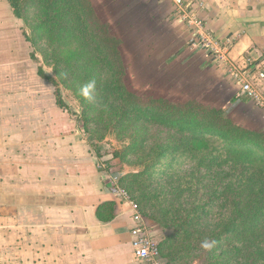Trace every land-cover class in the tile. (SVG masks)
I'll list each match as a JSON object with an SVG mask.
<instances>
[{"label":"rangeland","instance_id":"rangeland-1","mask_svg":"<svg viewBox=\"0 0 264 264\" xmlns=\"http://www.w3.org/2000/svg\"><path fill=\"white\" fill-rule=\"evenodd\" d=\"M152 1H141L147 6L141 9L140 3L138 5L135 0H89L85 7L79 5L80 9L75 8L72 12L70 7L67 8V0H20L26 5L27 17L21 20L7 14L9 21L12 20V28H0V44L9 35L15 42L22 39L26 42L27 39L32 47L26 42L22 60L18 61L22 71L14 70L3 75L10 87L4 89L9 91L8 94L29 93L27 99L32 105L40 103L48 109L55 101L56 88L49 82L34 81L32 77L26 82L24 74L33 73L36 76L35 65H39V70L60 82L58 72L50 62L54 56L53 42H45L49 38L53 40L51 36L55 30L50 29L45 34L44 28L48 25L53 28L56 20L65 32V28H79L76 29V36L84 44H90L87 50L89 56L95 58V76L98 78L92 112H89L91 118L87 119L90 120L87 133L81 121L80 131L94 149L99 148L101 154H106L115 172L125 178L126 186L138 199L146 221L155 231L157 239L163 242L166 261L169 264H264V172L254 165L234 166L229 160L224 140L219 136L196 138L153 125L126 109L108 91L110 77L106 74L98 47L105 37L113 35L121 41L127 84L133 91L174 103L204 102L225 112L241 126L264 133V128H254L253 125H259L260 120L253 122L245 116L236 120L233 111L223 109L221 104L226 101L216 106L215 102H211L216 99L214 97L207 100L205 96L199 98L203 89H198L195 83L189 87V68L184 67L182 60L185 51L182 48L179 50L180 43L172 40L174 30L170 26L188 28L177 21L173 7L164 15H156L161 26L157 32L147 27L143 34L140 33L134 22L142 15L150 14ZM59 7L61 11L57 10ZM84 12L90 16H83ZM4 14L0 15L1 25L6 23ZM72 19L77 21L73 25ZM103 22L109 23V26H104ZM85 26L90 28L89 33ZM141 27H145L144 23ZM20 34L27 37L23 35L21 38ZM82 52H86L85 47ZM82 52L80 49V54ZM85 68L87 66L82 65L79 72L83 73ZM60 87L71 112L81 118L83 106L72 89L62 84ZM37 88H40L39 95L35 93ZM14 99L15 108L23 107L20 97ZM8 101L0 96V109L9 106L8 110L13 111L12 103ZM10 115L15 117L18 114L14 112ZM11 123L13 128L21 126L15 118ZM4 129H0V156L5 157L7 141L2 138L7 135ZM236 219L237 233L229 235L228 239L225 235L219 236L224 227L220 228V225ZM205 239L216 241L211 251L201 248ZM224 240L226 245L221 247L220 243Z\"/></svg>","mask_w":264,"mask_h":264},{"label":"crops","instance_id":"crops-1","mask_svg":"<svg viewBox=\"0 0 264 264\" xmlns=\"http://www.w3.org/2000/svg\"><path fill=\"white\" fill-rule=\"evenodd\" d=\"M135 1L141 9L147 7L141 2L144 0ZM188 1L200 4L207 29L230 44L233 60L241 64L251 57L264 71V0ZM9 7V0H0V15L6 16L0 28H12L7 14L15 15ZM172 7L153 0L150 14L142 15L144 21L139 18L134 24L141 34L147 27L157 32L161 26L156 15H164ZM170 27L174 30L172 40L185 51L182 60L189 68V87L195 83L203 89L199 98L214 97L211 102L216 106L226 101L221 104L223 109L233 111L236 120L242 116L253 122L257 119L261 122L253 124L254 128H264V110L241 96L210 55L190 48V30ZM4 38L0 44V96L12 103L8 105L18 115H10L14 112L9 106L0 109V129L5 128L7 135L2 138L7 141L6 156H0V264H140L134 258L130 207L110 189L109 174L97 167V159L106 164L111 160L85 140L78 116L60 108L56 96L46 109L40 103L32 105L27 99L29 93L8 94L4 88L9 83L3 75L22 71L18 61L30 41L15 42L9 35ZM35 66L36 76L24 74V80L32 77L39 83L49 82L40 76L39 65ZM262 86L264 91V82ZM39 90L35 92L38 95ZM14 96L21 98L23 107H14ZM14 118L21 126H10Z\"/></svg>","mask_w":264,"mask_h":264},{"label":"trees","instance_id":"trees-1","mask_svg":"<svg viewBox=\"0 0 264 264\" xmlns=\"http://www.w3.org/2000/svg\"><path fill=\"white\" fill-rule=\"evenodd\" d=\"M67 1V8L70 7V11L73 12L75 8L80 9L79 5L80 7H85L89 0H78V3L76 0ZM82 2L84 3L82 4ZM9 3L13 9L14 15L18 19L24 20V18L27 17V8L23 2H20V0H9ZM89 9L91 11L92 7ZM57 10L61 11V8L59 7ZM71 16L78 18L77 15ZM83 16L88 17L90 15L84 12ZM76 22L75 19H72V25ZM82 23H85V21H82ZM59 25L60 22L56 20L53 28L48 25L44 28V31L45 34H47L50 32V29L55 30V33L51 36L53 40L51 41L49 38L45 42H53L52 53L54 56L50 62L55 67L56 72H58L57 74L60 82H57L55 78L48 76L42 69L39 70V74L41 77L52 83L56 88L55 96L57 105L70 112V107L63 99L60 85L62 84L63 86L72 89V92L83 106L82 119L80 117L79 119L84 123V130L87 133L90 121L87 119L91 118L89 112H92L90 110L92 109L91 105L94 104V102L93 99L90 101L85 100L80 95L81 87L79 85H84L93 79L97 81L98 78L95 76L96 73L94 68L95 58L89 56L90 53L87 48L90 47V44L88 42L84 44V42L80 41L76 36V29L79 30V28L72 26V28H65V32L63 31L64 28H60ZM103 25L108 27L109 23L103 22ZM84 28L88 33L90 32L89 27L85 26ZM101 42L103 43L102 45H99L98 52H100L99 54L102 57L106 74L111 78H109L111 87H108V91H110V94H112L113 97H116L120 101V104H123L126 109L137 114L142 120L144 119L153 125L177 133L190 135L196 138L207 136L209 139L219 136L224 140L225 148L229 154V160L234 166L254 165L259 171L264 172V133L262 134L259 131L241 126L233 121L230 116H227L225 112L201 102L191 100L188 102L174 103L163 98H157L152 95L133 91L127 84L128 76L125 61L122 56L121 41L116 38V36L110 35L109 37H105V40ZM84 47L86 48V52H82V48ZM80 49L82 54H80ZM49 54L51 53L49 52ZM49 57L47 58L48 61L50 59ZM84 64L87 66V68H85L86 73L85 71L80 73V67ZM108 70L110 74L108 73ZM116 70L117 72H115ZM102 82L104 81H101V83ZM104 93L105 92L102 94ZM95 96L96 94L94 92L93 98H95ZM121 183L129 192L132 199L139 204L136 196L127 188L124 177L122 178ZM139 206L142 214L145 216L140 204ZM237 221L238 220L236 219L232 222L220 225V228L224 227L219 236L222 237L225 235L226 239H228L229 235L237 233ZM226 242V240L222 241L220 246L224 247ZM160 248L162 256L165 259L166 255L164 253L162 241H160ZM167 264L169 263L167 262Z\"/></svg>","mask_w":264,"mask_h":264},{"label":"built area","instance_id":"built-area-1","mask_svg":"<svg viewBox=\"0 0 264 264\" xmlns=\"http://www.w3.org/2000/svg\"><path fill=\"white\" fill-rule=\"evenodd\" d=\"M162 1L173 6L177 21L190 30V48L210 55L224 70L232 84L253 104L264 110V91L262 90L264 71L261 70L260 65L251 57L246 58L241 64L231 58L230 44L220 40L207 29L206 21L200 14V4L188 0ZM97 166L109 174L110 189L116 197L130 207L134 222L131 235L135 260L140 264H167L154 230L146 221L140 206L122 186L123 176L115 172L112 164H106L101 158L97 160Z\"/></svg>","mask_w":264,"mask_h":264},{"label":"clouds","instance_id":"clouds-1","mask_svg":"<svg viewBox=\"0 0 264 264\" xmlns=\"http://www.w3.org/2000/svg\"><path fill=\"white\" fill-rule=\"evenodd\" d=\"M96 90V81L90 80L88 83L84 84L80 89V95L85 100H92L94 92ZM216 241L215 240H208L205 239L201 243V248H203L205 251H211L215 247Z\"/></svg>","mask_w":264,"mask_h":264},{"label":"water","instance_id":"water-1","mask_svg":"<svg viewBox=\"0 0 264 264\" xmlns=\"http://www.w3.org/2000/svg\"><path fill=\"white\" fill-rule=\"evenodd\" d=\"M70 107V106H69ZM71 109V108H70Z\"/></svg>","mask_w":264,"mask_h":264}]
</instances>
